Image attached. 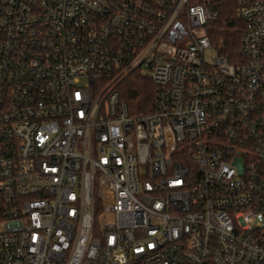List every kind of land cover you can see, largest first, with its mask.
Segmentation results:
<instances>
[{
  "label": "built area",
  "instance_id": "built-area-1",
  "mask_svg": "<svg viewBox=\"0 0 264 264\" xmlns=\"http://www.w3.org/2000/svg\"><path fill=\"white\" fill-rule=\"evenodd\" d=\"M236 14L229 61L209 0H0V264H264V0Z\"/></svg>",
  "mask_w": 264,
  "mask_h": 264
},
{
  "label": "trees",
  "instance_id": "trees-1",
  "mask_svg": "<svg viewBox=\"0 0 264 264\" xmlns=\"http://www.w3.org/2000/svg\"><path fill=\"white\" fill-rule=\"evenodd\" d=\"M217 9V19L204 26L205 34L219 54L229 61L238 59V47L243 31V22L236 14L238 0H209ZM120 97L125 101L130 114L150 112L153 109L156 85L150 78L136 72L120 84Z\"/></svg>",
  "mask_w": 264,
  "mask_h": 264
},
{
  "label": "rangeland",
  "instance_id": "rangeland-1",
  "mask_svg": "<svg viewBox=\"0 0 264 264\" xmlns=\"http://www.w3.org/2000/svg\"><path fill=\"white\" fill-rule=\"evenodd\" d=\"M207 55H208V56H211V55H212V50L208 51V52H207ZM119 90H120V87H119Z\"/></svg>",
  "mask_w": 264,
  "mask_h": 264
}]
</instances>
